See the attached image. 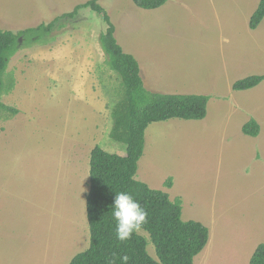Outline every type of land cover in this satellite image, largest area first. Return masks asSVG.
<instances>
[{
    "label": "rangeland",
    "instance_id": "374dc122",
    "mask_svg": "<svg viewBox=\"0 0 264 264\" xmlns=\"http://www.w3.org/2000/svg\"><path fill=\"white\" fill-rule=\"evenodd\" d=\"M86 1L0 0V30L46 25ZM258 2L168 0L142 10L131 0L98 1L146 89L210 97L201 121L147 127L135 176L179 198L183 221L208 229L193 264H249L264 243V81L231 89L264 76V20L248 28ZM54 28L51 43L22 46L7 67L14 88L2 101L16 113H0V264H68L84 251L90 152L122 154L109 138L124 89L98 42L105 24L81 9ZM250 119L256 138L241 132ZM147 252L155 258L150 243Z\"/></svg>",
    "mask_w": 264,
    "mask_h": 264
},
{
    "label": "trees",
    "instance_id": "16d2710c",
    "mask_svg": "<svg viewBox=\"0 0 264 264\" xmlns=\"http://www.w3.org/2000/svg\"><path fill=\"white\" fill-rule=\"evenodd\" d=\"M98 1L78 4L71 12L46 25L16 33L0 30V113H16L14 108L3 103L2 97L14 88L7 67L20 48L51 43L58 19L73 20L81 9L94 12L106 26L98 40L105 63L118 76L124 89L123 98L112 107L109 132L112 145L122 150V154L106 152L99 147L90 152L89 189L85 197L89 243L68 264H193L208 243V229L196 221H183L179 198L170 200L167 193L149 188L135 176L145 147L147 127L169 120L201 121L206 117L210 97L164 94L146 89L137 60L120 47L115 27ZM131 1L139 9L156 10L168 0ZM263 20L264 0H259L249 18V30L257 29ZM263 81L264 76H248L235 81L231 89L248 91ZM259 130L253 119L241 128L242 134L250 138H256ZM171 186L168 179L165 187ZM149 243L155 258L147 252ZM249 264H264V243L254 249Z\"/></svg>",
    "mask_w": 264,
    "mask_h": 264
}]
</instances>
